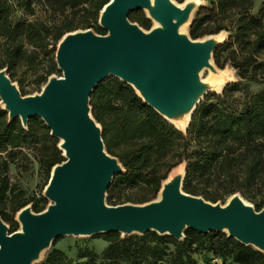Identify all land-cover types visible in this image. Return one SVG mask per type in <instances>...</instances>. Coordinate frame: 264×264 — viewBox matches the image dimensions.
Here are the masks:
<instances>
[{
	"label": "trees",
	"instance_id": "trees-1",
	"mask_svg": "<svg viewBox=\"0 0 264 264\" xmlns=\"http://www.w3.org/2000/svg\"><path fill=\"white\" fill-rule=\"evenodd\" d=\"M109 1L0 0V70L6 69L13 82L18 68L32 69L33 89L40 92L52 74H61L54 54L66 33L90 29L99 35L106 34L99 27L98 18ZM253 4L254 0H215L208 7L200 6L188 34L192 40H198L229 33L228 39L213 53L214 64L222 69V53L233 48L229 51L230 62L240 81L262 84L259 76L264 73V2L257 15L251 14ZM16 9L29 17L41 11L47 21L41 18L14 21ZM129 20L144 30L152 26L142 11L131 13ZM39 66L43 69L41 73ZM241 82L227 84L221 94H207L192 114L185 134L118 79L110 77L98 84L90 96L91 115L101 127L106 152L117 158L125 170L114 177L106 204H124L120 198L122 191L138 184L147 187L138 204L156 199L167 178V173H159L157 165L171 157L176 161L168 170L186 163L182 186L185 193L213 204L238 193L259 211L264 206V91L247 92ZM17 84L22 96L28 94ZM116 102L120 104L116 106ZM233 103L236 105L232 107ZM49 133L38 117L30 118L23 128L18 118L9 121L0 107V217L10 233L18 230L14 216L30 202L24 198L23 190L9 182L8 167L19 156L26 157L25 150L39 149L47 184L53 166L65 160L57 148L58 140ZM130 144L134 145L132 150H123L119 155L111 153L112 148ZM45 203L42 198L32 204L31 210L39 213L45 209ZM184 235L182 241H176L154 232L124 238L118 233L101 234L98 236L108 243L102 253L79 251L77 259L82 261L72 264H142L148 259L165 257L172 259L171 264H197L192 254L199 248L232 264H264L263 253L224 233L201 234L187 229ZM42 264L70 263L64 262L62 252L53 250Z\"/></svg>",
	"mask_w": 264,
	"mask_h": 264
},
{
	"label": "water",
	"instance_id": "water-1",
	"mask_svg": "<svg viewBox=\"0 0 264 264\" xmlns=\"http://www.w3.org/2000/svg\"><path fill=\"white\" fill-rule=\"evenodd\" d=\"M198 8L200 2L191 0H110L98 18L106 34L90 29L66 33L54 54L61 76L51 75L39 93L22 96L6 69L0 70V107L8 120L18 118L26 128L30 118L38 117L65 159L51 169L43 211L20 209L19 229L12 233L0 217V264H34L55 239L65 236L154 232L182 241L187 229L226 233L264 254V206L256 211L238 193L224 204L187 194L182 189L185 168L171 173L150 202H105L114 177L125 170L104 148L101 127L91 115V93L116 78L177 130L174 122L188 116L187 129L199 103L216 93L201 74L217 72L213 53L223 44L220 34L192 40L179 31L190 27ZM137 11L154 23L149 30L129 20Z\"/></svg>",
	"mask_w": 264,
	"mask_h": 264
},
{
	"label": "rangeland",
	"instance_id": "rangeland-1",
	"mask_svg": "<svg viewBox=\"0 0 264 264\" xmlns=\"http://www.w3.org/2000/svg\"><path fill=\"white\" fill-rule=\"evenodd\" d=\"M178 4L177 0H174ZM215 0H200V6L202 7H208L212 2ZM264 2V0H254L253 9L251 10L252 15H257L259 13V10L261 8V4ZM46 15H44L43 12L37 11L33 17L26 16L21 9H16L14 12L12 18L14 21L23 20L26 19L27 21H32L34 19H44L47 21ZM152 26L154 25L153 22ZM151 26V27H152ZM188 27L186 28L185 32L188 34ZM229 33L227 32H221L219 37L221 41L225 42L228 37ZM57 46V45H56ZM233 48H230L229 50L222 53L220 62L223 66L222 69H219L215 65V67L223 71L225 74V84L224 87L227 84L235 83V82H241L240 79L237 76V72L232 68V64L230 62L229 57V51ZM264 60V58H262ZM43 71L42 67L39 66L38 72L41 73ZM32 69H27L26 67H20L14 74V83L18 85L17 83H20L24 90L26 91V95H33L36 93H39V91H36L33 89L32 82L35 78V75L33 74ZM54 76H61V74H52ZM207 75V72H203L201 74V78L203 79ZM264 81V73L259 76ZM242 87L245 86V91L250 93H256L264 91V83L262 84H255V83H248V82H241ZM43 87V86H42ZM41 87V88H42ZM222 90L219 92H216V94H221ZM240 94L236 95L235 97H239ZM116 106H118L120 103L116 102ZM236 103L231 104V106H235ZM100 126V125H99ZM183 134H185V131H181ZM134 148L133 144H130L128 146L122 145L118 148H112L111 153L114 155H119L123 150H132ZM26 157L19 156L15 159L14 163L10 164L8 167V179L9 182L12 184H15L18 186L21 190L24 191V198L29 200L30 203L27 204V206H32L34 202H38L43 197V190L45 188V184L47 181L46 174L44 172V169L41 167L40 163V151L39 149H29L25 150ZM174 161L171 157L166 159L165 161H160L157 165L159 169V173L161 175L167 173V177L173 173L177 168H185L186 163L183 161L175 168H172L171 170H168V166ZM209 192H213V189H209ZM147 193V187L145 185L138 184L132 188H127L122 191L120 198L121 202L130 203V204H138L143 197L144 194ZM158 195V194H157ZM150 197V194H148ZM242 197V196H241ZM157 198V197H156ZM229 197H224L222 200H218V203L224 204L228 200ZM243 198V197H242ZM45 199V198H44ZM249 204H251L253 207L254 205L249 202V200H246ZM46 200V199H45ZM129 202H126L128 201ZM256 201L259 202V198H256ZM48 200H46L45 208L48 205ZM124 203V204H125ZM41 204H39L40 206ZM14 220L16 221V215L14 216ZM9 227V226H8ZM19 229V225H18ZM226 234V233H224ZM97 236V237H96ZM92 236V237H72V236H65L60 237L55 244L51 245V247L43 254L42 258L35 262L34 264H42L44 260L46 259L47 255L51 253L53 250H59L62 252L64 257L65 263H76L81 262L82 260L77 259V254L79 251H86L91 250L95 252L96 254L100 255L104 248L107 246V242L103 240L101 236ZM121 238L128 237V236H122ZM130 236H141L138 234L130 235ZM172 250V247H170ZM192 257L195 259L197 264H232L229 260H221L220 258H215L211 255V253H207L201 248H199L195 253L192 254ZM172 259L169 257H165L161 260L156 259H148V261L143 262L142 264H171Z\"/></svg>",
	"mask_w": 264,
	"mask_h": 264
},
{
	"label": "bare ground",
	"instance_id": "bare-ground-1",
	"mask_svg": "<svg viewBox=\"0 0 264 264\" xmlns=\"http://www.w3.org/2000/svg\"><path fill=\"white\" fill-rule=\"evenodd\" d=\"M191 1H195L196 3L200 2V0H191ZM187 28V25H184L180 28V32L181 33H184L185 30ZM204 72H207V75L202 79L203 82H205L209 88L215 92H219L222 87L224 86L225 84V74L223 71H220V70H217L216 73H213L209 70H205ZM187 123H188V116L179 120V121H176L174 122V125L180 130V131H184L186 129V126H187ZM175 172L177 173H182L183 172V168H177L175 170Z\"/></svg>",
	"mask_w": 264,
	"mask_h": 264
}]
</instances>
